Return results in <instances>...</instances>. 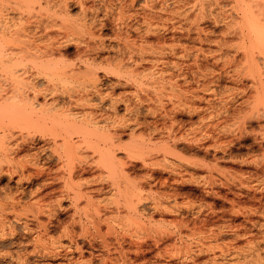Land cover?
Instances as JSON below:
<instances>
[{
	"label": "bare ground",
	"instance_id": "1",
	"mask_svg": "<svg viewBox=\"0 0 264 264\" xmlns=\"http://www.w3.org/2000/svg\"><path fill=\"white\" fill-rule=\"evenodd\" d=\"M65 1H63L64 5H65ZM130 1L132 2V0H130ZM158 1L161 2L159 7L161 8V11H163L162 13H165L168 10V6H169V4L167 2H169L170 0L169 1L168 0H158ZM203 1H205V0H203ZM57 2H60V0H57ZM144 2L145 3H143V6H142L143 9H144V5H145V7H149L152 9L156 8L154 4H156L155 2H157V0H144ZM173 2L175 4H179L180 1L179 0H173ZM194 2H196V0ZM231 2L233 4V6L231 7V10L234 7L233 12L234 13L236 12L234 15H236V16H237V14L239 15V21L237 18V21L233 22V25L235 24V26H232V24H231V27H229L230 25L229 26L227 25V27H226V25H225V27L227 29L224 27L225 31H224V29L221 30L222 32L224 31V33H222L220 31L221 32L220 34L222 35V39L217 40V45H216L217 49H218L217 55H218V57H222L229 50H232V52L234 51L235 55H237L238 52L239 53L241 52L240 54L243 55L242 59H244V61H243L244 63L241 65V67L244 64L246 65L248 77L249 76L252 77V78H250V79H252L251 82L254 83V85L253 84L252 85L254 87L256 85L255 90H254V92H255L254 100L255 101L254 102L250 101L254 104H248L247 105V106H249V105L252 106V107L249 106L251 109L248 107V109H250L251 112L248 110V113H250V114H247V116L250 117V116L254 115L252 108H254L255 111H256V109H258L257 115H259L258 113L261 109L258 108L259 107L258 105H260V104L264 105V103H263L264 102L263 101L264 100V98H263L264 97V80H263L264 77H263L262 71L258 67L259 64L258 63L256 64L254 61V57H255L254 54H256V53H257L256 57L261 56L262 61H264V0H231ZM78 3H80V2H78ZM132 3H134V1ZM132 3H131V6H132ZM207 3H206V5H208ZM219 3H220V0H218V3L217 4L215 3V4L218 6ZM157 4H159V3L157 2ZM202 4L199 5L200 6L199 9L195 7V5L196 6L198 5V3H196L195 5L190 4V5H192L191 8L193 10L196 9L195 12H193L194 15H192V17H194V19L190 22H189L188 18L191 17V15H189V14L187 15L186 12L183 15L184 12L182 13L180 11L182 13L180 16L182 17V15H183L182 18L185 21L189 22L187 25V27H189V28L188 29L185 28L187 30V33L189 34V32L191 31V28H192L195 31V32L193 31V33L197 34V36H196L197 38L196 37L195 38L197 39V41H199V43L201 42V37L202 36L204 37V34L203 35H201V34L205 32L203 29H200L201 26L199 27V22L202 21V19L204 20L205 17L206 18L209 17L208 15L204 16L205 14H204L203 10L205 8L203 6L205 4L203 6H202ZM59 7H60V4L58 5V3H57V5H56V0H0V179L3 177H7L9 180L14 181V183L17 186V188L15 189L16 190L15 192H18V194H20V196L21 195L24 196L27 193V192L25 193V191L23 190L24 184L29 185V186L30 185L36 186V187H33V190L29 191V194H28L29 199H27V203H25V201H24V207H21V203H23V201L22 202L20 201L21 200L20 197H18V198L16 197L17 199L15 197H13L14 192H13L12 196L8 197L9 201L7 200V197H6L7 202L0 203V241L2 242L5 240L7 241V239L8 240L14 239L16 231L14 230L15 228H14V226H12L11 222H9V220H10L9 217L13 216V218H15V219H20L19 217H20L21 213L19 212L20 209L17 210L18 209L17 207H21V209H23L24 212H26V213H24V216H25V214H27V210H29L28 212L33 215L32 219L33 218H34V220L36 219L35 221L38 223L36 227L39 228V230L37 231L38 233L35 232L37 234H35L34 238L32 239V243L30 244L31 245V251H30V253L28 252V254H30V255L35 254V256L37 255L39 257L47 258V259H51L53 257H58V256H60V257L63 256V257L69 258L68 259L69 262H67L68 264H91L92 259L86 260L85 258H83V255H84L83 253L85 252L84 251L85 249L83 250V247L81 245H78V243H77L79 238L80 239L83 238L84 241L88 242L89 247H91L92 250L95 249L94 246H96V247L99 246V248L102 249V252H105V256L103 255L104 259L101 257L104 264H106L107 262H109L110 264H143V263H145L144 261L146 260L144 257L145 253H147L148 251H150L152 249L146 250L143 248V245L145 243L144 244L139 243L140 242L139 240H141V239H139L140 235H138V234H140L141 230L138 228L137 224H135V225L137 226L138 230L135 229V231L140 230L139 233L137 232L138 234H135L134 231H131L132 229L130 230L128 228H129V226L130 227L134 226L133 223H138V225H139V223H141V222H138L139 220L137 222H135V220L137 218L141 219V217L145 215V213H143L145 208H141V206L143 207V204L148 203V205L150 206V209H152L153 212L160 213V214H166V212H171L174 205L176 207L175 202H173L174 205L169 203V199L174 198L176 196L175 189L171 193V191L170 192L168 190L165 191L164 187L166 188L167 187L166 185L168 183L170 184V182H168V181H172V184H173V182H179V180H181V172H180V170L177 171L175 169H173L171 171L169 170V178L168 179L163 178V180H161L160 179L161 177H159L158 179H155L154 176L152 175V172L154 171V169H152L153 168L152 166H154L155 163L152 160H147V158H146L147 155H149L150 151H152L151 146L154 148V144H152L153 141H151L152 140L151 138H148L146 140L143 138L139 139L138 137H136L135 130H136V125L139 124L138 118L137 117L132 118L133 120H131V116H129V115H126L127 117H118L116 115V112H115V114L113 112L112 115L114 114V116H112L110 113H108L106 111V109H105V111L107 114H105L104 112L100 113V112H102V110H100V109L96 110L98 107L91 105L92 104L91 102H93L94 97L95 98L97 97L100 102L107 98V100L109 99V101H110L109 102L110 103L109 109H112L111 111H113V110L115 111L116 105L118 103L124 104V102L126 103V100L123 99L124 98L123 96H122L123 98L120 96L118 97L117 95H116L117 97L116 96L114 97L113 96L114 92H113V94H110V95L109 94L104 95L107 92L106 93L101 92V84L99 83L100 81L96 76L97 70L95 67V66H97L96 62H99V61H96L97 59L95 60V58H92L91 55H89V53L92 52V50L94 48V47H91V46H93V44L90 46L88 43H86V44H88V45H86V47H84L86 49H84V48L81 49L80 47H77V52H76V61L77 62L76 63L75 62H73V63L67 62V60L65 59V53L62 50L65 46L68 45L67 43H69L72 40V39L70 40V38L68 36L69 31H71L74 27L76 28V29L74 28V30L77 31V29H79V27L77 28V26H75L76 24L73 27L72 26L73 24L71 25V23L69 22V25H71L70 26L71 29H70L69 26L67 25V23L64 24L66 19L64 20L63 13H66L64 11L66 9H61V7H64L62 3H61V7L60 8ZM218 7H220V6H218ZM64 8H66V7H64ZM81 8H82V6H81ZM160 8H159V10H160ZM191 8H190V10H191ZM83 9H84V7H83ZM83 9H82V12L85 14V11ZM120 9H122V8H120ZM163 9H165L166 11L164 12ZM85 10H86V8H85ZM155 10H152V11L150 10V12H152L154 14L159 12L157 10H156L157 12H153ZM172 10H174V9H172ZM144 11L145 10H143L142 13L146 14L147 10H146V12H144ZM169 11H171V9L168 10L167 12H169ZM192 11H190V12H192ZM150 12L148 11L147 13H150ZM173 12L171 11V13H173ZM231 12L232 11H230V13ZM83 13H81V15H80V20H82L81 18H83L82 17ZM152 13H150V16ZM160 13H159V16H160ZM175 13H176V11L174 12V14ZM230 13L228 14V17L231 16ZM145 14H141L142 17H144V20H146V21L148 20L147 26L143 25V27L146 26V27H144V29H146V30H144V32L146 31L144 33L145 36H148L149 33L151 34V32H153L154 29L158 30L159 27H161L164 30H167L166 28L169 27L168 28L169 31L171 29L178 31V29H177L178 26L176 24H175L177 26L176 29H175V26H173L172 24H171L172 25L171 29H170V27H171L170 24H169V26L166 25L168 22L167 21L168 19L163 17L164 20L167 22L165 24L163 23L165 21L158 23L159 25L162 24L159 26L157 23L156 24H155V22L153 23V21L158 20V18L156 16L154 18H157V20H152L153 19L152 16L150 17V19L151 18L152 19L149 20V19H147L149 15L147 16V18H145ZM174 14H172V15H174ZM135 15L137 16L136 13H135ZM178 15H179V12L176 16V18L179 19L180 16L178 17ZM160 17L162 18V15ZM166 17H167V15H166ZM217 17H220V15H217ZM228 17H226V18L228 19ZM231 17H232V19L234 18L233 16H231ZM231 17H230V19H231ZM60 18L63 19V23H62V20ZM68 18H67V20H68ZM59 19L61 21H59ZM232 19L230 20L231 22L233 21ZM67 20H66V22H67ZM179 20H181V19H179ZM234 20H236V19L234 18ZM58 21L61 22V24H59ZM146 21H145V23H146ZM160 21H161V19H160ZM230 21L227 24H229ZM169 22L171 23V21H169ZM214 22L218 23V18H217V21L215 20ZM180 23H181V21H180ZM183 23H185V22H183ZM58 24H59V27H58ZM62 24L64 25L63 29L61 28L63 26ZM81 24H82V26L84 25L83 20L78 25H81ZM85 24H86V22H85ZM142 24H144V23H142ZM86 25H88V24H86ZM178 25H179V23H178ZM65 26H68V27H65ZM85 26H83L84 29H85ZM90 26L88 25V27H90ZM163 26H164V28H163ZM165 26H166V28H165ZM182 26H180L181 34H183L182 29L184 28V26H183V28H182ZM185 26H186V24H185ZM88 27L84 31L85 32V38L87 41H91L95 38V36H94L93 30L91 31L90 28H88ZM53 28H57L58 30L57 29L54 30ZM82 28H80V30L83 31ZM91 29H92V27H91ZM185 29L183 31L184 33H185ZM76 31H74L72 33H75ZM154 32H155V30H154ZM166 32H168V31H166ZM178 32H180V31H178ZM205 34H208V33L205 32ZM210 34H212V33H210ZM78 35L79 34H77V37H78ZM191 35L193 36L194 34H191ZM152 36H154V35L152 34ZM205 36H208V35H205ZM228 36H230V37L231 36H237V39H240L239 43L237 42L236 43L237 45H233L234 43L231 44L230 41H227L228 38L226 40V37H228ZM124 37H125V35H124ZM203 37H202V39H203ZM177 38H179V37H177ZM179 39H181V38H179ZM193 39H194V37L191 40L190 39L189 40L192 41ZM207 39L205 38L206 41H207ZM82 40H83V42H87L84 39H82ZM124 41H125V39H124ZM129 41H130V39H129ZM93 42H95V41L93 40ZM193 42H195V41L193 40ZM210 42H212V41L210 40L207 44H210ZM139 43H141V44L137 45L134 43V44H131L130 46L127 47V51L129 53V57L128 56L127 57L129 59H131V61L133 62V66L131 68L129 66H126L120 60L118 61V58H117L118 62H115L116 60L114 62H112L113 64H112V67L110 69L112 71V73H114V75L115 74L121 75V74L126 73L127 76L131 77L132 81L135 80V81H133L134 85H135V87L133 86V88H135V90H137L140 87V85L142 86V82L139 84L138 82H140V80L138 81L137 79H135V76L140 74L138 71L139 69L137 70V67L141 65L140 62L145 61V63H147L146 64L147 68H144L142 70L149 71V73L154 75V73L156 72L155 71L156 65H157L156 62L159 63V61H158L159 59H160V62H162L163 60L161 59V57L164 54V53L161 54L163 52V51L161 52V50H163V47L161 46L162 47L161 48L160 46H158L159 41H157V45H156L154 43L148 42L147 38H146L145 41L139 42ZM81 44H82L81 41H80V43L78 42V46ZM152 45L154 47H159L160 51H157L156 54H153L151 56H147L148 53L146 51L149 48L152 49L153 48ZM181 45L185 47V45H183V44H181ZM173 47H176V46L173 45L171 48H169L171 50L166 49V51L168 50L171 52L173 50L172 53L178 51L179 54H183V55L187 54V53H184L185 52V51H183L184 47L182 48L180 46V44H179V47H180L179 50L180 51L177 49H173ZM177 47H178V45H177ZM194 47L196 48V46H194ZM199 47L200 46H198L196 48V51L198 49L200 50ZM124 48H126V47H124ZM202 49H203V47H202ZM99 50H101V49H99ZM124 50H126V49H124ZM201 50L199 52L201 54L205 55V52L202 53ZM196 51H195V53H196ZM170 52H168V53H170ZM180 52H182V53H180ZM186 52H187V50H186ZM199 52H197V53L199 54ZM189 53L190 52L188 50V54ZM197 53H196V55H197ZM176 54L174 53L175 56H176ZM214 55H215V53H214ZM199 56H201V55H199ZM104 58H106V57H104ZM104 58H103V60H104ZM218 59H222V58H218ZM225 59L230 61L232 59V56L230 59H228V58H225ZM234 59H236V58H234ZM103 60H101L99 62L101 65L103 64V63H101ZM224 60L222 62H224ZM106 61H108V59ZM217 61H220V60H217ZM229 61H228V63H224V65L226 64V66H227V64H228V66H229V64H231V62H233V61H230V63H229ZM234 62H236V60ZM234 62H233V64H235V67H236V63H234ZM237 62L239 63L240 61L237 60ZM106 63L108 65L110 63V61L106 62ZM241 63H242V61H241ZM100 64L98 66H100ZM128 64H129V62H128ZM162 64L165 65L164 62H162ZM162 64L160 63L161 66L165 67ZM263 64H264V62H263ZM177 66L178 65H176V67ZM195 66H197V65H195ZM237 66H239V65H237ZM163 67H162V69H163ZM192 67H194V65H191V68ZM221 67H222V65H221ZM243 67H242V69H243ZM101 68L106 69L105 66H103ZM142 68H143V66H142ZM157 68L161 69V67H159V65L157 66ZM200 68H202V67H200ZM200 68H198V69H200ZM99 69H100V67H99ZM158 69H156V70H158ZM162 69L159 71L160 73L163 72ZM198 69H196V70H198ZM227 69H230V68H227ZM189 70H191V69H189ZM223 71H225V70H223ZM121 77H122V75H121ZM125 77H126V75H125ZM253 77H254V79H253ZM128 79L130 80V78H128ZM125 83H126V81H125ZM117 84H118L117 86H120L121 82L120 83L117 82ZM252 85L249 86L250 89H253ZM142 88H144V86ZM147 90H149V89H147ZM150 91H151V89H150ZM135 94H137V93H135ZM224 94L225 93H223V95ZM132 96H134V95H132ZM228 96L230 98L231 94ZM134 97H136V96H134ZM143 98H145V97H143ZM127 100H129V99H127ZM225 100H228V98H225L223 100L221 99V101H223V102ZM229 100H233V102H234L233 97H232V99L230 98ZM138 101H140V100L138 99ZM228 102H227V104L225 103L226 105L224 104L225 107H223L224 105L222 103L221 104L223 106L220 105V103H219V105L222 106L223 109L221 110V108L219 106L221 112L217 113V117L222 113H223V115L227 113L228 116H229V114H231V112H229V114H228V111H230V110H228V108L232 109L233 107L231 105H230L231 108L229 106H227L230 103V102L229 103ZM235 102L232 104H235ZM257 102H259V104ZM255 103H257V104H255ZM153 104H154V102H153ZM184 106H185V104H184ZM256 106H258V107H256ZM93 107H96V109L95 108L93 109ZM104 108H105V106H104ZM240 108H236V109H240ZM262 108L263 109L261 110V112H263V114H264V107H262ZM234 109H232V110L234 111ZM125 110H126V112H129L128 107H126ZM218 110L219 109L217 107V111ZM193 111H195V110H193ZM196 111H197V109H196ZM244 112L247 113V110ZM244 112H242V113H244ZM197 113H199V112L197 111ZM127 114H129V113H127ZM245 114H242L241 118ZM263 114L260 113V115H262V116H263ZM227 115H226V117H228ZM222 116L217 118V122ZM255 116L250 117V118L254 119ZM257 117H259V116H257ZM260 118L262 119L264 117H260ZM244 119L245 120H243V119L242 120L245 122L249 118L247 117V119L246 118H244ZM253 119L252 120L249 119V120H251V122H252ZM256 119L260 120L258 118H255V120ZM249 120H248V122H249ZM243 121L240 124L245 126L246 122L244 124ZM241 125H239V126L241 127ZM244 126L241 128L236 127L237 131H236V128H235V130L228 128L227 132H230L228 130H231L229 135L231 136V134H232V137H234V138L230 139L227 142V144H225L224 142H220V140H221V137L223 135H225V134H223L221 136V132L226 133V129L224 130L223 127L218 128V125H217V141L215 140L217 142V144H216L217 147H215V146H213V147L210 146V147H212V149L216 148L217 152H221V154L223 155L221 157H217V167H215L216 165H214L215 170L217 168V174L218 175L220 174V170H221L219 168V162L221 159H229L231 161L235 160L234 156L231 155L232 143L234 142L233 140H235L236 142L244 140L245 137H247L248 132H250V131H247V129ZM208 127H210V126L208 125ZM199 129H200V127H199ZM263 129L264 128H262V127H260V129H259L260 130L259 132H262L261 134L260 133L258 134L260 137H258V135H256L257 137H254L255 135H251L253 138V143H255V141H258V139H259L260 142L259 141H258V143L256 142L257 143L256 145H258V147H260V148H261V146H259L260 143L264 142V133H263L264 130ZM232 130L236 131V133L233 132ZM261 130H263V131H261ZM171 131H173V130H171ZM171 131L169 132V134L171 133ZM207 131H209V130L207 129ZM207 131H206V134H207ZM15 132H17V134H15ZM125 133H127V134H125ZM192 134H194V135H193V138H191V145H193V146L195 145L197 148H201V150L204 151L205 153L208 152L210 147L207 146L203 142V140H204V138L207 139V137L209 135L205 137L204 136L205 132L202 133V130H201V133L198 132V134L195 135V132H194ZM202 134H204L203 135L204 138L201 137ZM124 135H128L129 139L131 140V142L127 145L122 144L123 142L121 141V138ZM167 137H169V136H167ZM181 138H183V137H181ZM138 139L141 141L140 143H137ZM173 139L175 140V136L173 137ZM206 139H205V141H208ZM254 139H255V141H254ZM7 140L9 142H7ZM11 140L13 142H11ZM171 141L173 142V140H171ZM211 141L215 142L214 139H212V138H211ZM208 142H210V141H208ZM223 143H224V145H223ZM212 145H214V143H212ZM159 147H161V146H159ZM167 147H169V146H167ZM167 147H165V148H167ZM162 148L165 149L164 147H162ZM162 148H159V150L161 149L163 152L164 150ZM121 150L124 151L123 153H125L126 158H129V159L134 160V161H136L137 159L138 160L141 159V161H142L141 164L146 169V171L144 173L145 175L141 176V175L137 174L138 172L137 173L135 172V165L132 164L133 162L132 163L129 162L130 163L129 164L128 162H125L126 161L125 159H124L125 161H123V160L116 157V152L121 151ZM169 150L172 151L173 148H172V150L169 148ZM169 150H167V153H169ZM86 152H87V155H85ZM90 152H91L92 157L94 155H96V157H97L96 160H94L95 159V157H94V159H92V161H91V159L88 157L90 155ZM159 152L157 151V153H159ZM22 153H23V155H21ZM167 153L165 151V155ZM145 154H146V157H145ZM174 154H175V152L172 153V156H174ZM226 154L228 155L227 158L224 156ZM45 155H47V156L45 157ZM91 155H90V157H91ZM16 156H18L19 158L18 157L15 158ZM53 157H55V159H57L56 161L59 162L58 163L59 166L56 165L57 168H53L49 163ZM125 157H123V158H125ZM148 157H150V156H148ZM163 158H165V157H163ZM89 159H90V161H89ZM179 159H180V157H179ZM44 160H46V162ZM180 160H182V159H180ZM165 161L166 160H164V162ZM1 163L2 164L5 163L4 165H6V167L4 165L2 166ZM156 163L158 164V162H156ZM254 163L256 164V162H254ZM188 164L191 166V168L195 167V170H196V167L198 168V170H199V168L201 170V168L204 166L203 163H196V161L195 162L191 161V163H187V162L185 163V165H188ZM164 165H166V164H164ZM164 165H163V167H164ZM258 165L260 166L259 168L261 169V171H264V155L260 161V164H258ZM169 166H170V168H172L171 165H169ZM3 167H5V169ZM256 167H258V166H256ZM154 168H155V166H154ZM187 168H189V166H187ZM207 168L209 169L210 167H207ZM186 169H184V171H186ZM211 169H213V168H211ZM211 169L209 171H211ZM93 170L99 171V172L96 175H90L91 177L88 176L89 178L88 177L86 178L85 175L90 174V172H93ZM166 170L168 171V168H166ZM207 170H206V172H207ZM189 173H191V172H189ZM194 173H195V171H194ZM221 173H222V170H221ZM183 174H184V172H183ZM210 174H211V172H210ZM192 175L194 176V174H192ZM210 176L212 177V175H210ZM220 176H223V175L220 174ZM209 177L207 176V181H208ZM195 178H197V177H195ZM201 178H203V176ZM190 179H191V174H190ZM210 180H211V182H213L215 179L211 178ZM197 181H196V183H198ZM204 181H206V180H203V182ZM231 181H233V180L231 179ZM200 182H202V181H200ZM208 182H210V181H208ZM228 182H229L228 179L224 178V181L217 179V183L214 181L212 184V185H215V183H216L217 187L219 186L221 188H227V190H228L227 193L222 194L220 191L213 190V188L212 189L210 188V191L211 192L214 191V193L216 192V194H217L216 196L218 198H222V199L228 201L230 204H233L234 203V197L237 195L236 193H238V192L235 193L234 191H232L228 185ZM237 182H239V181H237ZM182 183H183V181H182ZM57 184H61L60 185L61 188L59 187L60 189L58 191V192H60L59 198H58L57 194H56L57 196H52L55 192H57V189H55V186ZM231 184H232V182H231ZM201 185L202 184L200 183V186ZM209 186L211 187V185H209ZM156 187L163 188L164 190H158V189L154 190V188H156ZM232 187H234V186H232ZM236 187H237V185H236ZM245 187H247V186H245ZM105 188L109 189L110 192H112L110 194V197H107V198L104 197L100 201L99 200L95 201L93 199L94 198L93 195L101 194L103 192V190H105ZM207 188H208V186H207ZM208 193H209V191H208ZM228 194L232 195L233 198H229ZM46 197L47 198L54 197L55 199L53 201H55V202L53 203V201L52 200L50 201V199H49V201H47ZM64 199H69L70 204L73 207V211H74L73 215L77 216L78 221L75 220L76 219L75 218L73 220L75 222H72L69 225L67 224V225L63 226V228L60 231V234L57 238L51 237L50 235H49L50 236L49 237L48 235L45 234V231L47 229L45 228V225L43 223H41V221H39V217L42 215L43 216L44 215H46V216L50 215L51 214V208L53 209V207H57V208L60 207L61 202ZM28 200H29V202H28ZM174 200H175V198H174ZM82 201L85 202L84 203L85 205H82L81 208H78L80 202H82ZM170 205H173V206H170ZM199 207L198 208L196 207L198 209V211L195 210V212H197L198 214L201 210ZM57 208H56V210H57ZM25 209H27V210H25ZM64 209H66V208H64ZM174 209H176V208H173V210H172L173 212H174ZM189 209H191V208H189ZM233 209H234V207H233ZM232 210H229V211L231 212ZM58 211H59V209H58ZM175 211H177V209ZM202 211H204V209H202ZM21 212H22V210H21ZM52 212H53V210H52ZM107 212L109 214L111 213V215L115 214L116 217L122 221V222L120 221L121 224L119 227L126 226L125 229L130 230L131 233L132 232L133 233L129 234V231L123 229V227L121 229L124 231L121 230L122 232L120 231L121 233H118L119 230L117 231V229L114 228L113 225L108 222L109 220L106 221L107 220L106 218L108 216V215L106 216ZM253 212H251V213H253ZM256 212H254V213H256ZM241 213H243V212H241ZM51 216L52 215H50V217ZM149 216L152 217V214ZM195 216H196L195 219H198V220L200 219L197 215H195ZM112 218H114V217H112ZM183 218H181V220H179V223L177 221H176L177 223L175 222L176 223L175 225H177L176 231L179 232L180 240H182L183 236L188 235L187 232L186 233L183 232V230H182L183 228L185 231L188 230V233H190L191 237L192 236L194 237V233L195 232L197 233L200 229H202L201 231L205 233L206 229L204 228L205 229L204 230L203 226H205L206 223L203 222V224H201L203 218L201 219V222H200L201 226H198V223L196 225L195 219H192V220H195V222H193L190 225L188 223V220L186 221V219L184 218L185 219L184 220ZM114 220H116V219H114ZM13 221H14V219H13ZM43 221L45 222V220H43ZM24 222L22 223L23 224L22 225L23 230L25 231L26 234L30 233L31 230L29 229V226L27 225V223H24ZM120 222H118V224H116V225L118 226ZM12 223L14 224V222H12ZM262 224L263 223H261V229L264 228V224H263V226H262ZM141 226H142V224L139 225V227H141ZM258 226H259V224H258ZM76 227L78 228V231L76 230ZM119 227H118V229H119ZM216 228H217V226H216ZM153 230H156V229H153ZM195 230H198V231H195ZM239 230H240V228H239ZM156 231L158 232V230H156ZM160 231H162V230H160ZM166 231L167 230L165 228V231L163 230L162 233L160 232L157 234L154 232L155 234L158 235V236L157 235L155 236L156 237L155 240L153 239V237H151L150 234H146V235H148L147 238L154 240L153 247L155 246L156 250L159 248L158 247L159 243L162 242V240H164L165 237L171 236L172 233L170 234V232H169V235H168V233ZM201 231L199 232L200 235L202 234ZM208 231H211V229ZM208 231H206V232H208ZM235 231H236V229H235ZM243 231H245L244 228H243ZM192 232H194L193 235H192ZM216 232H218V231H216ZM216 232L205 233L208 236L206 235V237H204V238L202 235H201L202 237L197 235L196 237H200V238H198L200 240H198L197 238H196L197 240L195 239V241H198L197 242L198 248L197 247L196 248L199 251H197L195 249V251H197V252H194L193 250L189 249V246H192V245H186L185 248L188 246L187 247L188 249L184 250V253H181V257L183 254V257L185 259H188L190 262V257H193V256L191 255L189 257V255L192 253V251L195 254L198 252H204V251H206L204 253L210 254V252L212 251L213 254L212 253L211 254L213 256L211 255L212 257L211 258L209 257V260L206 261L207 264H264V262L262 261V260H264V258L261 256V255L264 256V250H263L264 248L262 249L261 246H258L259 241H255V243H253L254 245H257V248H255V250L253 249L255 247L253 245L254 247L253 248L251 247L252 249H249V247L248 248L246 247L247 252L245 250L243 252V249H246L243 247H242L243 249L241 248L242 251H240V250H237L236 252L234 251L233 252L234 254L232 253L233 254L232 257L231 256H229V257H230V259L236 258V257L238 259H240V260L233 259V260H235V263H232L229 260L226 261L227 259L224 261H220L221 259L220 260L218 259V257H219L218 255L220 254V257L223 258V257H225L223 255L225 254L226 251L224 252L221 250V253L219 252V254L217 255V254H215L216 252L214 249L218 248L217 247L218 243L216 244L215 242H213L216 245V246L214 245L215 247H213V246H211L212 244L210 245V243L207 242L208 240L210 241V239L212 241L213 240L216 241L217 236H220L219 232H218L219 235ZM182 233H185V235L182 236ZM244 235H245V233H244ZM172 236H173V234H172ZM237 236H239V235H237ZM144 237H145V235H144ZM189 237L190 236L188 235L186 237V239ZM241 237H244V236L242 235ZM236 238H237L236 240H238L240 237H236ZM261 238L260 239L262 240V243L264 246V236ZM63 241H65L66 243H62ZM193 241H194V239H193ZM193 241H191V242H193ZM96 242L99 245L93 246V244ZM126 242H127L128 248L123 247V244ZM256 242H257V244H256ZM9 243H10V246H13V245H19L20 246L22 241L16 240V241H12ZM247 244L250 246V243H247ZM175 245H177V244H175ZM195 245H197V244H194L193 247ZM181 247H182V245H181ZM219 247H220V245H219ZM258 247H260L263 250L262 254L260 253V248H258ZM20 248L21 247H19V249ZM99 248H97V249H99ZM222 248H224V247H221V249ZM87 249H89V248H87ZM101 249H100V251H101ZM89 250H88V253H89ZM171 250H172V248H171ZM174 250H175L176 255L180 254V252H183L182 248H179V247L176 248V246H175V249H173L172 254H174ZM218 250L220 251L219 248H218ZM232 250H234V249H232ZM169 251H170V249H169ZM158 252L162 253V251L161 252L158 251ZM167 252H165V254ZM74 253H76L78 255V259L80 258L79 260L76 258L78 262H75V263L72 262L74 260V259L72 260V255ZM94 253L96 254V252H94ZM90 254H92V253H89V255ZM172 254H170V255L173 256ZM92 255H94V254H92ZM159 255L162 256L163 254H159ZM199 255L201 256L202 254H199ZM167 256H169V255H167ZM177 256H180V255H177ZM226 256H227V252H226ZM91 257L93 258V256H91ZM174 257L175 256H173V258ZM0 258L1 259H8V263L10 262V264L11 263L26 264V258L20 257L19 255H17V253H16V257H14L13 254L9 251H0ZM22 258H24V259H22ZM168 258H170V257H168ZM193 258H195V257H193ZM261 258H263V259H261ZM171 259H172V257H171ZM102 260L101 261L97 260V261L102 262ZM192 260L193 259L191 258V261ZM179 261H180V259H179ZM184 261H183L184 263L187 262L186 260H184ZM236 261H237V263H236ZM183 262H182V264H184ZM192 262H193V264L195 263L194 261H192ZM40 263L41 262H39V264ZM103 263H101V264H103ZM145 264H147V263H145ZM156 264H157V261H156ZM189 264H192V263L190 262Z\"/></svg>",
	"mask_w": 264,
	"mask_h": 264
},
{
	"label": "rangeland",
	"instance_id": "2",
	"mask_svg": "<svg viewBox=\"0 0 264 264\" xmlns=\"http://www.w3.org/2000/svg\"><path fill=\"white\" fill-rule=\"evenodd\" d=\"M61 1L62 0H60V2H57V0H56V5L58 3V5L60 4V7H61V3H62L63 6L66 7V8L61 7V9H66L67 10V11L64 10L66 13H63L64 20L65 19L67 20V18L69 17L67 22L65 20L64 24L67 23L69 28H70V26L72 24H73L72 25L73 27H74L75 24H76L75 26H77V28L79 27V29H77V31L74 30L75 27L74 28L72 27L73 29L71 31H69V33H68L69 34L68 36H69L70 40L71 39L72 40L69 43H67L68 45L65 46L63 48V50H62L65 53V59L69 63L70 62L71 63H73V62L76 63L77 62L76 61L77 47H80L81 49H83L84 47H86V45L89 44L91 46L93 44V46H91V47H94L95 49L94 48H93V50L91 49L92 52H90V53L88 52L89 55H91L92 58H95V60L97 59L96 61H99V62L101 60H103L104 57H106L101 62V63H103L102 65L99 62H96L97 66H95L96 70H97L96 71V76H97V78L100 81L99 83L101 84V92H104V93L107 92L104 95H108V94L110 95V94H113V92H114V94H113L114 97L116 95L118 97L119 96L120 97L123 96L124 98L123 97L122 98L124 100H126V103L125 102H124V104L118 103L116 105V110L115 111L114 110L111 111L112 109H109V107H110L109 106L110 105L109 99L107 100V98H106V99H104L103 101L100 102L97 97L96 98L94 97V100H93V102H91L92 103L91 105L92 106H96L98 108L96 109V107H93V109L94 108L96 110L100 109V110H102V112H100V113L104 112L105 114H107L106 113V111H107L111 115H112L113 112H114V114L116 112V115L118 117H127L126 115H129V116H131V120H133L132 118H136V117L138 118V123H139L138 125L139 126L136 125V130H135L136 137H138L139 139L143 138V139H146V140L148 138H151L152 139L151 141H153V143L152 142L151 143L154 144V148L151 146L152 151H150V153H149V155H147V157H146V154H145V157L147 158V160H152L155 163V165H154L155 168H154V166H152L153 167L152 169H154V171H153L154 173L152 172V175L154 176L155 179H158L159 177H161L160 178L161 180H163V178L168 179L169 178V170L171 171V170L175 169L177 171L180 170V172H181V180H179V182H173V184H172V181H168V182H170V184L168 183L166 185L168 188L164 187L165 191L168 190L169 192L171 191V193L175 189V191H176V196L174 197L175 200H174V198H171V199H169V203L173 204V202H175L176 207L173 204L174 205L173 208H176L177 211H175L176 209H174V212H173L172 211L173 208H172L171 212L173 214L171 212H166V214L155 213V212L152 211V209H150V206L148 205V203L145 202L147 205L143 204V207L141 206V208H145L146 209V210L144 209V211H143V213H145V215L142 216L141 219L137 218L135 220V222H137L139 220L138 222H141V223H139V225L142 224V226L139 227L138 223H133L134 226H132V227L129 226V228L127 227L130 230L132 229L131 231H134L135 234H138L139 231L141 230L140 234H138V235H140L139 239H141V240L138 239L140 241L139 243H142V244L145 243L143 245V248L146 249V250L147 249H152V250L148 251L147 253H145L144 257H145L146 260L145 261L143 260V261L145 263H147V264H149V263L150 264H156V261H157V264H160L161 262H162L161 264H170V263L171 264H182V262L184 260H186L187 264H189L190 262L193 264L192 261L195 262L194 264H207L206 261L209 260V257L211 258L213 256L212 255L213 253H212V251L211 252L209 251L210 254L209 253L208 254L204 253L206 251L198 252L199 254H202L201 256L198 253H196V254L193 253V251L194 252L199 251L197 249L198 248L197 247L198 246V243H197L198 241H195V239L196 238L198 239V238H200L202 236L204 238L207 235L205 233H209V232L211 233V232H216V231H218L219 234H220V236H217L218 240L216 239V241L215 240L212 241L210 239V241L208 240L207 242H209L210 245L212 244L211 246H213V247L216 246L213 242H215L216 244L218 243L217 247L220 249V251L218 250V248H216L217 250L214 249L215 252H216V253L214 252L215 254L218 255L219 252L221 253V250L224 251V252L225 251L227 252V256H226V252H225V254L222 252L224 254L223 256H225L223 258L220 257V254L218 255L220 257V258L218 257V259L219 260L221 259L220 261H224V260L227 259L226 261L229 260L230 262L235 263V260L238 259V258L236 257V258H231L230 259L229 256L232 257V255L234 254L233 253L234 251L235 252L237 250L242 251V249L246 248V247L247 248L249 247V249H252L255 246L253 248L255 250V248H257V245L253 244V243H255V241H259L258 246H261V248L263 249L264 246H263L261 237L264 236V228L261 229V223L264 224V171H261V169L259 168L260 166L258 164H260V161H261V159H262V157L264 155V151H263L264 150V142L260 143L259 146H261V148L258 147V145H256V144L258 143L259 139L257 138L258 141H255V139H254L255 143H253V138H252L251 135H255L254 137H257L256 135H258L259 133L260 134L262 133V132H259L260 131L259 129H260V127L264 128V118H262V119L260 118V117H264L263 112H261V110L263 109L262 107H264V105L260 104V105H258L259 107L256 106L259 109H261L259 111V113H258L259 115H257L258 109H256V111H255V109L252 108V111H253L254 115L250 116V117H254L256 115L255 118H258L261 121L257 120V119L255 120V118L253 119V118H250L249 116H247V114H250V113H248V110L250 111V109H251L250 107H252L250 105H249L250 107L247 106V105L248 104H254L252 102L255 101L254 100V97H255L254 90H255L256 85L254 87L253 86L254 83L251 82L252 79H250L252 77H250V76L248 77V72H247V69H246V65L244 64L243 65L244 67L242 66L243 69L241 67V65L244 63L243 62L244 59H242L243 55L240 54L241 52L240 53L238 52L239 54L237 53V55H235L234 51L232 52V50H229L222 57H218V55H217L218 49H217L216 45H217V40L218 39H220V40L222 39V35L220 34L222 32L221 30L224 29L225 25H226V27H227V25L228 26L230 25L229 27H231V24H232V26H235V24L233 25V22L237 21V18H238V21H239V15L237 14L238 17L236 15H234L236 13V12L235 13L233 12L234 7L231 10V7L233 6L231 0H220V3L218 4V6H220V7H218L216 5L218 3V0H216V1L215 0H209V1L208 0H205V1L196 0V2H194L195 0H179L180 1L179 4H175L173 2V0L172 1L168 0L169 1V2H167L169 4L168 10L171 9L172 12L176 11L175 14H174V12L171 13V11H169L171 13L170 14L169 12H167L168 10L166 11L165 9H163L164 12L166 11L169 15L166 12L162 13L163 11H161V8L159 7L161 2H159L158 0H157V2L159 4H157V2H155L156 4H154V5H155L156 8H154V9L149 8V7H145V5H144V9H143L142 6H143V3H145L144 0H132V2L134 1V3H132L130 0H127V1L126 0H66V1L63 0V1H65V5L66 6L64 5V2L63 1L61 2ZM78 2H80V3H78ZM130 2L132 3V6H131ZM196 3H198L197 6L195 5ZM206 3L208 5H206ZM190 4H192V5L194 4L195 7L198 8V9L200 7L199 5L202 4V6H203L205 4L206 6L205 5L203 6L205 8L203 10V12L205 14L204 16L208 15L210 17V18L209 17H207V18L205 17L204 20L202 19V21L199 22V27L201 26L200 29H203L206 33H208V34H205V32H204V33L201 34V35L204 34V37L202 36L203 39L201 37V42L200 43H199V41H197V39H196L197 38L196 37L197 34L193 33L194 30L192 28H191V31L189 32V34L187 33V30H186V29L189 28V27H187L188 23L194 19V17H192V15H194L193 12H195V10H196V9L193 10L191 8L192 5H190ZM156 5L160 8V10H159V8ZM81 6H82V8H81ZM83 7H84V9H83ZM85 8H86V10H85ZM120 8H122V9H120ZM190 8H191V10H190ZM82 9L85 11V14L82 12ZM155 9L157 11H159V12H157ZM172 9H174V10H172ZM143 10H145L144 12H146V10H147V12L148 11L150 12V10L151 11L155 10L153 12H157L156 14L158 16H159V13L161 12L162 14L160 13V16L162 15V18L164 17V18L168 19L167 20L168 22L165 21L164 18L162 19L160 16L158 17L156 14L150 12V13H152L151 16L153 17V19L151 18L152 20H157V18H158V20L157 21H153V23L155 22V24L156 23L158 24V23H161V22L165 21L163 23L165 24L167 22V24H166L167 26H169V24H170V26H171L170 29L172 28V25L175 26V29L178 26L177 29L180 32H178L177 30H172V29L169 31V29H168L169 27L166 28V26H165V28L167 30H164L161 27H159L158 30L154 29L155 32L153 30V32H151V34L149 33L148 36H145L144 33L146 31L144 32V30H146V29H144V27L147 26V21L148 20L146 21V20H144V17H142L141 14H145V13H142ZM180 11L182 13L184 12L183 15L185 14V12H186L187 15L188 14L191 15V17L188 18L189 22L185 21L182 18L183 15H182V17L180 16L182 14ZM190 11H192V12H190ZM230 11H232V12L230 13ZM80 12L83 13L82 14L83 18H81L84 21V25L83 26H85L86 24H88L89 26L91 25L90 27H88V25H86V26L88 28H90L91 31L93 30L94 36H95V38L93 40L95 42H93V40L87 41L86 38H85V32H84L87 27L85 26V29H84L82 24L78 25L82 21V20H80V15H81ZM147 12L145 14V18H147V16L149 15L147 19L151 20L150 19V17H151L150 13H147ZM178 12H179L178 17L180 16L181 18L179 17V19H181V20L176 18ZM135 13L137 14V16L135 15ZM229 13L236 20H234V18L232 19V17L230 16L231 19L233 20L231 22L230 21L231 20L230 17H228ZM172 14H174L175 16L172 15ZM166 15H167V17H166ZM217 15H220V17H217ZM155 16L157 18H154ZM215 16L218 18V23L219 24L214 22L215 20L217 21V18ZM226 17H228V19ZM60 19L62 20V23H63V19L62 18H60ZM60 19H59V21H61ZM160 19H161V21H160ZM59 21H58V23L61 24V22H59ZM145 21H146V23H145ZM169 21H171V23ZM180 21H181V23H180ZM182 21L185 22V23H183ZM229 21H230V23L227 24ZM69 22L71 23V25H69ZM85 22H86V24H85ZM142 23H144V24H142ZM178 23H179V25L181 24L180 26H182V25L184 26V28L182 26V28H183L182 30L183 31L186 28L185 29V33L182 31L183 34H181V30H180L181 28L178 25ZM59 24H58V27H59ZM185 24H186V26H185ZM143 25H146V26L143 27ZM160 25H162V24H160ZM68 26H65V27H68ZM63 27H64V25L61 28L63 29ZM91 27H92V29H91ZM80 28H82L83 31L80 30ZM163 28H164V26H163ZM53 29L55 30L57 28H53ZM74 31H76V32L72 33ZM166 31H168V32H166ZM224 31H225V29H224ZM224 31L222 33H224ZM210 33H212V34H210ZM77 34H79L78 37L81 40L77 37ZM152 34L154 36H152ZM191 34H194V35L192 36ZM124 35H125V37H124ZM205 35H208V36H205ZM177 37H179L181 39H179ZM193 37H194L193 40L195 42H193V40L190 41ZM146 38H147L148 42L154 43L156 45H157V41H159L158 46H160V47L162 46L163 47V50H161V52L162 51L163 52L161 54L164 53L162 55V57L163 58L165 57V58L163 59L161 57V59L163 60V61L162 60L161 61L164 62L165 65L162 64V62H160V59H159L158 60L159 63L156 62V64H157L156 65V69H158L157 68L158 65L162 69L163 66H161L160 63L162 65H164L165 67H163V69H162L163 72H161V73L159 72L161 70L160 68L158 70L155 69L156 72L155 73L153 72L154 75H152L151 73H149V71L142 70L144 68H147V65H146L147 63H145V61L144 62L143 61L142 62L139 61L141 63V65H140L141 67L138 66L137 70L139 69L138 71H139L140 74L135 76V79H137L138 81L140 80V82H138V81L137 82L139 84L142 82V86L140 85V87H139L140 89L138 88L137 90H135V88H133V86L135 87L134 82H133L135 80L132 81L131 77L127 76L126 73L125 74H121L122 77H121V75H116V74L114 75V73H112V71L110 69H111L112 64H113L112 62H114L115 60H116L115 62H118L120 60L126 66H129L131 68L133 66V62L131 61V59L128 58L129 57V53L127 51V47L130 46L131 44H134V43L137 44V45L141 44L139 42L145 41ZM205 38L206 39L208 38L207 39L208 42L210 40L212 42H210V44H207L208 42L205 40ZM227 38H228V40H227ZM82 39L86 40L87 42H83ZM124 39H125V41H124ZM129 39H130V41H129ZM226 40L230 41L231 44L234 43L233 45H237L236 43L237 42L239 43V41H240V39H237V36H231V37L228 36V37H226ZM77 41L79 43L81 41L82 44L78 46V42ZM86 43H88V44H86ZM179 44H180V46L182 48L184 46H182L181 44L185 45L184 50L183 49L182 50L185 51L184 53H187V54H185V55L179 54L178 51L172 53L173 50L171 52L167 50L168 52L171 53L170 54V53H168L166 51V49L171 48L173 45L176 46V47H173V49L179 50L180 49ZM177 45H178V47H177ZM194 46H196V48L198 46H200L199 47L200 50L203 47V49L201 51H202V53L205 52V55L201 54L199 52L200 51L199 49H198L199 51L198 50L196 51V48ZM124 47H126V48H124ZM98 48L101 49V50H99ZM84 49H86V48H84ZM124 49H126V50H124ZM159 49H160L159 47H154V46H153L152 49H150V48L147 49V51H146L148 53L147 56H151L153 54H156L157 51H160ZM210 49L215 53V55ZM169 50H171V49H169ZM186 50H187V52H186ZM188 50L190 52L189 54H188ZM195 51H196V53L199 52V54L197 53L198 56L196 55ZM182 52H180V53H182ZM174 53L175 54L177 53L176 56L174 55ZM229 54L232 56V59L230 61L234 62L236 60V62H234V63H236V67H235V64H233V62H231V64H229V66L231 65L230 67L228 66V64H227L228 67L226 66V64L224 65V63H228V61H229V60H227L225 58H228V59L231 58V56ZM256 54H254L255 55L254 61H255L256 64L257 63L259 64L258 67L262 71L263 77H264V67H263L264 66L263 62L264 61H262V57L261 56L260 57L259 56L256 57ZM199 55H201V56H199ZM217 57L218 58H222V59H218ZM117 58H118V61H117ZM234 58H236V59H234ZM107 59H108V61H106ZM126 60L127 61L129 60L128 61L129 64H128V62ZM217 60H220V61H217ZM223 60H224V62H222ZM237 60L240 61L239 62L240 64L237 62ZM109 61H110V63L107 65L106 62H109ZM230 61H229V63H230ZM241 61H242V63H241ZM99 64H100V66H98ZM176 65H178V66L176 67ZM191 65H194V67L191 68ZM195 65H197V66H195ZM221 65H222V67H221ZM237 65H239V66H237ZM103 66H105L107 70L101 68ZM142 66H143V68H142ZM99 67H100V69H99ZM200 67H202V68H200ZM195 68L196 69L200 68V69L196 70ZM227 68H230V69H227ZM189 69H191V70H189ZM223 70H225V71H223ZM125 75H126V77H125ZM128 78H130V80ZM253 79H254V77H253ZM125 81H126V83H125ZM117 82L118 83L121 82L120 86H117L118 85ZM251 85L253 86L252 87L253 89H250L249 86H251ZM143 86H144V88H142ZM147 89H149V90H147ZM150 89H151V91H150ZM222 92L225 93V94L223 95ZM135 93H137L138 95L135 94ZM131 94L136 96V97L132 96ZM230 94H231L230 98L232 99V97H233L234 102L236 101L235 104H232V103H234L233 100H229L230 98H229L228 95H230ZM143 97H145V98H143ZM225 98H228V100H225L224 102L221 101V99L223 100ZM127 99H129V100H127ZM138 99L140 101H138ZM152 101L154 102V104H153ZM226 101L230 102V103L228 102L229 105H227V106H229L230 108L232 106L233 107L232 109L235 108L234 111L232 109L228 108V110H230V111H228V114H229V112H231V114H229V116L227 115V113L224 114L225 116L222 113V114H220L217 117V113L221 112L220 108L222 110L223 109L222 106L225 103L227 104ZM250 101H252V102H250ZM219 103H220V105H222V104L223 105L220 106ZM257 103L259 104V102H257ZM257 103H255V104H257ZM184 104H185V106H184ZM225 105L223 107H225ZM104 106H105V108H104ZM219 106H220V108H219ZM126 107H128L129 112H126V110H125ZM217 107L219 109L218 111H217ZM248 107L250 109H248ZM236 108H240V109H236ZM105 109H106V111H105ZM196 109H197V111L199 113H197ZM193 110H195V111H193ZM246 110H247V113L244 112ZM242 112H244V113H242ZM127 113H129V114H127ZM237 113L239 115L241 113L242 114L246 113V114L243 115L242 118H241L242 114L239 116ZM260 113L263 114V116L260 115ZM114 114L112 116H114ZM226 115L228 117H226ZM220 116H222L221 117L222 119L220 118L218 120V122H217V118H219ZM257 116H259V117H257ZM247 117L249 119H251V120L253 119V121L251 122V120L247 119ZM244 118L247 119V121H245L246 124L243 121V120H245ZM248 120H249V122H248ZM242 121L244 122L245 126L240 124V123H242ZM238 124L241 125V127L244 126L247 129V131H250V132H248V135H247V137H245L244 140L237 141V142L235 140H233L234 142L232 143L231 155L234 156V159H235L234 161H231L229 159H221L220 160L219 168L222 170V173H221V170H220V174L223 175L224 176L223 177V176H220V174L219 175L217 174V168L215 170V167H217V157H221L223 155L221 154V152H217L216 148L212 149L213 146L217 147V145H216L217 144V142H216L217 141V125H218V128L219 127H223L224 130L226 129V133L225 132H223V133L221 132V136L223 134H225V135H223L221 137L220 142H224L225 144H227V142L230 139L234 138V137H232V134H231V136L229 135L231 130H228L230 132H227V129L229 128V129H234L235 130L236 127L237 128L240 127ZM208 125L210 127H208ZM199 127H200V129H199ZM237 128H236V131H237ZM207 129L209 131H207ZM169 130L170 131L173 130L174 132L171 131V133L169 134V132H170ZM201 130H202V133L205 132V135L202 134L201 137H203V135L205 137L209 135L207 137V139L203 137L204 138L203 142L209 147L212 146V147H210L211 149L209 148V151L206 152V153L204 151H202L201 148H197L195 145L194 146L191 145V138H193V135H194L192 133L195 132V135H196V134H198V132L201 133ZM263 130H261V131H263ZM206 131H207V134H206ZM236 131H233V132L236 133ZM263 133H264V131H263ZM15 134H17V132H15ZM125 134H127V133H125ZM173 135L175 136V140L176 141L173 139V137H174ZM167 136H169V137H167ZM181 137H183L184 139L181 138ZM258 137H260V136L258 135ZM211 138L214 139V141L216 140L215 141L216 143L212 142ZM205 139L210 141V142L205 141ZM138 140H137V143H140L141 141L140 140L138 141ZM171 140H173V142ZM121 141L123 142V143L122 142L121 143L125 144V145H127V144H129L131 142V140L129 139L128 135L122 136ZM7 142H9V141L7 140ZM11 142H13V141L11 140ZM212 143H214V145H212ZM224 143H223V145H224ZM159 146H161V147H159ZM167 146H169V147H167ZM158 147L159 148L167 147V148H165V149L162 148L164 150L163 151L164 153H163L162 150L161 149L159 150ZM169 148L171 150L173 148V150L170 151ZM167 150H169V153H167ZM157 151L158 152L160 151L159 152L160 154L157 153ZM165 151L167 153L166 155H165ZM123 152L124 151H122V150L116 152V157L121 159V160H123V161L126 160L125 162H128V163L129 162L130 163L133 162L132 164L135 165V172L136 173L138 172L137 174L141 175V176L145 175L144 173H145L146 169H145V167L142 166L141 159L140 160L137 159L136 161L131 160L129 158H126L125 157V153H123ZM174 152H175L176 155L174 154V156H172V153H174ZM21 155H23V153ZM47 155H45V157ZM85 155H87V152L85 153ZM90 155H91V152H90ZM90 155L88 157L91 159V161H92V159H94V157H95L94 160H96V158H97L96 155H94L93 157L91 155L92 158L90 157ZM148 156H150L151 158L148 157ZM224 156L227 158L228 155L226 154ZM17 157L18 156H16L15 158H17ZM123 157H125V158H123ZM152 157L153 158L155 157V158L153 159ZM163 157H165V158H163ZM179 157L182 160H180ZM54 159H55V157H53L49 163H50V165L53 168H57V166H59L58 165L59 162L56 161L57 159H55V160ZM90 159H89V161H90ZM164 160H166V161L164 162ZM44 161L46 162V160H44ZM191 161L192 162L196 161V163H203L204 166L201 168V170H200V168L198 170L197 167H196V170H195V167L191 168V166L189 164L185 165L186 162L187 163H191ZM156 162H158V164ZM254 162H256V164ZM167 163L168 164L170 163L169 165H171L172 168H170V166ZM4 164H2V166ZM162 164L163 165L166 164V165H164V167H163ZM214 165H216V166L214 167ZM4 166L6 167V165H4ZM187 166H189V168H187ZM256 166H258V167H256ZM5 167H3V168L5 169ZM207 167H210V168L208 169ZM166 168H168V171L166 170ZM211 168H213V169H211ZM184 169H186V171H184ZM210 169H211V171H209ZM206 170H207V172H206ZM182 171L184 172V174H183ZM194 171H195V173H194ZM98 172L99 171H94L93 170V172H90V174L85 175V177L86 178L88 176L91 177L90 175H96ZM187 172L188 173L191 172V173L188 174ZM210 172H211V174H210ZM190 174H191V179H190ZM192 174H194V176L197 177V178H195ZM209 174L212 175V177ZM200 176L201 177L203 176V178H201ZM207 176L208 177L210 176L208 178V181L211 182L210 179L214 178L215 179L214 181L216 183H217V179H220V180L224 181V178L225 179L227 178L228 181H229L228 185H229L230 189L232 191H234L235 193L238 192V193H236L237 195L234 197V203L235 204L234 203L230 204L228 201H226V200H224L222 198H218L216 196L217 195L216 192L215 193H214V191L211 192L210 188L211 189L213 188V190H215V191H220L222 194L227 193L228 190H227V188H221L219 186L217 187L216 183H215V185H212L214 181L212 180L213 182H211V183L208 182L207 181ZM230 178L233 181H231ZM202 179L206 180V181L203 182ZM182 181H183V183H182ZM196 181L198 183H196ZM200 181H202L203 183L200 182ZM237 181H239V182H237ZM199 182L202 184L201 186H200ZM231 182H232V184H231ZM60 185L61 184H57L55 186V189H57V192H55L52 196H57L58 195V198L60 197V192H58L59 189L61 188ZM209 185H211V187ZM236 185H237V187L239 189L236 187ZM15 186H16V184L14 183V181L9 180L7 177H3V178L0 179V203L7 202L8 197L12 196L13 192H14V196L13 197H15V198L16 197L17 198L20 197V199H21L20 201L21 202L23 201V203H21V207H24V201H25V203H27V199H29V197H28L29 191L33 190V187H36V186L35 185H30L29 186V185L24 184L23 190L25 191V193L27 192L26 193L27 195L25 194L24 196H22V195L20 196V194H18V192H15L16 191L15 189L17 188V186L16 187ZM207 186H208L209 189L207 188ZM232 186H234V187H232ZM245 186H247V187H245ZM155 189L164 190L163 188H159V187L154 188V190ZM208 191H209V193H208ZM111 193L112 192H110L109 189L105 188V190H103V192L101 194L93 195L94 196L93 199L95 201H98V200L100 201L104 197L105 198L110 197ZM228 195H229L228 196L229 198H233L232 195H230V194H228ZM6 197H7V200H6ZM51 198L50 197L49 198L46 197L47 201H49V199H50V201L51 200L53 201L55 199L54 197H51ZM28 202H29V200H28ZM54 202L55 201H53V203ZM84 203H85L84 201L80 202L78 208H81L82 205H85ZM173 205H170V206H173ZM70 206H71V204H70L69 199H64L61 202V206H60L61 208L60 207H58V208L57 207H53V209L51 208V214H50V215H52L51 217H50V215H48V216H46V215L43 216L42 215V216L39 217V221H41V223H43L45 225V228L47 229L45 231L46 235H48V236L50 235L51 237L57 238L59 236L60 231L62 230L63 226H65L67 224L69 225L72 222H75V221H73L75 218H76L75 220H77V216L73 215L74 214L73 213L74 212L73 211V207L72 206L70 207ZM21 207H17L18 208L17 210L20 209L19 210V212L21 213V214L19 213L20 214V217H19L20 219H15V218H13V216L9 217V219H10L9 222H11L12 226H14V228H15L14 230L16 231L14 239L13 240H8L7 239L8 242L6 240L2 241V242L0 241V247H1L0 251H9V252H11L13 254L14 257H16V253H17V255H19L20 257L26 258V264H39V262H41L40 264H68L67 263V262H69L68 261V259H69L68 257H63V256L60 257V256H58L60 259L58 257H53L51 259H47V258L39 257L37 255L35 256V254L34 255L28 254V252L30 253V251H31V245L30 244L32 243V239L34 238L35 234L38 233L37 231L39 230V228L36 227L38 223L35 221L36 219L35 220H34V218L32 219L33 215L28 212L29 210L25 209V210H27V214H25V216H24V213H26V212H24V210L21 209ZM196 207L197 208L199 207L201 209L199 214L197 212H195V210L198 211V209ZM233 207H234V209H233ZM56 208H57V210H56ZM64 208H66V209H64ZM189 208H191V209H189ZM58 209H59V211H58ZM202 209H204V211H202ZM21 210H22V212H21ZM52 210H53V212H52ZM229 210H232V211L230 212ZM253 211L254 212L257 211V212L254 213ZM241 212H243V213H241ZM251 212H253V213H251ZM151 214H152V217L149 216ZM195 215H197L200 219L199 220L195 219L196 218ZM106 216H107V218H106L107 220L106 221L109 220L108 222L110 224H112L113 227L117 229V231L119 230L118 233H121L122 231H124L121 228L123 227V229H125L126 226H122L121 225L122 227H119L122 221L119 218H117L115 214L111 215V213L109 214L107 212ZM112 217H114V218H112ZM183 217L186 219V221L188 220V223L190 225L193 222H195V220H196V225L198 223V226H201V224H203V222H204V223H206V225H205L206 227L203 226V229L205 228L206 231L211 229V231H208V232L205 231V233H204V232L201 231L202 229H200L199 231L195 230V231H198L197 232L198 234L196 232L195 233L192 232V235L194 233V237L193 236L191 237L190 233H188V230L185 231L184 228H183L182 229L183 232H185V233L187 232V234L190 237L186 239V237L188 235L183 236V235H185V233H182L183 238H182V240H180L179 232L176 231L177 230L176 229L177 225H175V224L177 222L179 223V220H181V218H183ZM12 218L14 219V221H13ZM114 219H116V220H114ZM192 219H195V220H192ZM201 219H202V223L200 224ZM43 220H45V222ZM12 222H14V224ZM23 222L27 223V225L29 226V229L31 230L30 233L26 234L25 231L23 230V227H22V225H23L22 223ZM118 222H120V223L117 226L116 224H118ZM135 224H137L138 228L140 229L139 231H137L138 229H137V226ZM258 224H259L260 227L258 226ZM263 224H262V226H263ZM216 226H217V228H216ZM118 227H119V229H118ZM165 228L167 230L166 232L168 233V235H169V232H170V234L172 233L173 236L171 234V236L165 237V239H164L165 241L162 240V242H160L159 245H158L159 248L156 250L155 246L153 247V244H154L153 242H154V240L156 238L155 236L158 233H160V232L162 233L163 230L165 231ZM239 228H240V230H239ZM243 228H244L245 231H243ZM135 229H137V230L135 231ZM153 229L158 230V232L156 230H153ZM235 229H236L237 232L235 231ZM76 230L78 231L77 227H76ZM125 230H127V229H125ZM130 230H127V231H129V234H132L133 232L131 233ZM160 230H162V231H160ZM200 231L202 233L201 234L202 236L199 234ZM35 232H37V233H35ZM154 232L157 233V234H155ZM218 232H216V233L218 234ZM244 233H245V235H244ZM146 234H150L151 237H153L154 240L152 239L153 240L152 241L151 239L147 238L148 235H146ZM241 234L244 237H241L242 236ZM144 235H145V237H144ZM197 235L200 236V237H196ZM237 235H239V236H237ZM235 236L236 237H240V238L238 240H236L237 238ZM193 239H194L195 242L193 241ZM16 240L22 241L20 246L19 245L10 246L9 242L16 241ZM190 240L193 241V242H191ZM198 240H200V239H198ZM62 243H66V242L63 241ZM77 243H78V245H81L83 247V250L85 249L84 250L85 252L83 253L85 256L83 255V258H85L86 260L92 259L91 260V264H99V263L101 264V263H103L102 258L105 256V252H102V249L99 248V246H97V247L94 246V245H99L97 242H96L97 244L96 243L93 244V246L95 248L93 250L91 249V247H89L88 242L84 241L83 238H81V239L79 238ZM247 243H250V246ZM175 244H177V245H175ZM194 244H197V245H195L193 247ZM256 244H257V242H256ZM181 245H182V247H181ZM186 245H192V246H189V249L193 250L192 253L190 252L191 254L189 255V257L191 255L193 257H195V258L190 257V262H189L188 259H185L183 257V254H182V257H181V253H184V250L188 249L187 248L188 246L185 248ZM219 245H220V247H219ZM175 246H176V248H178V247L182 248L183 252H180V254H177V255H180V256H177L175 254V250H174V254H172L173 249H175ZM19 247H21V248L19 249ZM123 247L124 248H128L127 247V242L123 244ZM221 247H224V248L221 249ZM87 248H89L90 250L87 249ZM97 248H99V249H97ZM171 248H172V250H171ZM247 248L243 249V252H244V250L246 251ZM258 248H260V247H258ZM261 248H260V253L262 254V251L264 249L262 250ZM100 249H101V251H100ZM169 249H170L171 252L169 251ZM195 249L197 251H195ZM232 249H234V250H232ZM88 250H89V253H92L94 255H92V254L89 255ZM163 250L165 252L168 251L166 254L169 255V256H167ZM158 251H160V252L162 251V253H159ZM94 252H96V254ZM159 254H163V255L161 256ZM170 254H172L175 257L177 256L178 258L177 257L173 258V256H171ZM91 256H93V258ZM261 256L264 258L263 255H261ZM168 257H170V258H168ZM171 257H172V259H171ZM24 258H22V259H24ZM76 258L78 259V255L76 253H74L72 255V260L74 259L72 262H74V263L78 262ZM191 258L193 259L192 261H191ZM263 258H261V259H263ZM179 259H180V261H179ZM233 259H235V260H233ZM97 260L98 261L102 260V262H98ZM238 260H240V259H238ZM237 261H236V263H237ZM262 261L264 262V260H262ZM108 263L109 262H107L106 264H108ZM145 263H143V264H145ZM186 263H184V264H186ZM0 264H10V262L8 263V259H1L0 258ZM11 264H15V263H11Z\"/></svg>",
	"mask_w": 264,
	"mask_h": 264
}]
</instances>
